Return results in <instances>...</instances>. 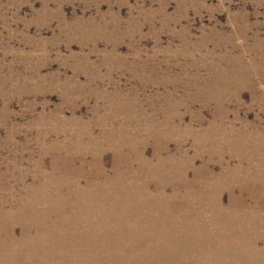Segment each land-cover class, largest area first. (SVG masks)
<instances>
[{
  "label": "rangeland",
  "instance_id": "obj_1",
  "mask_svg": "<svg viewBox=\"0 0 264 264\" xmlns=\"http://www.w3.org/2000/svg\"><path fill=\"white\" fill-rule=\"evenodd\" d=\"M100 188L101 264H264V0H0L1 222Z\"/></svg>",
  "mask_w": 264,
  "mask_h": 264
},
{
  "label": "bare ground",
  "instance_id": "obj_2",
  "mask_svg": "<svg viewBox=\"0 0 264 264\" xmlns=\"http://www.w3.org/2000/svg\"><path fill=\"white\" fill-rule=\"evenodd\" d=\"M75 198V200H70L69 198L60 199L56 196L47 199L44 198L45 203L50 204L49 206L41 209L35 208L23 210L22 213L33 215L31 217H11L9 222H12H10L9 224H7L6 222H1L2 218H0V232H4L7 234V236L13 238V242H10L11 250L6 246L4 240L0 241V264H29L27 259L24 258V254L30 252V250H34V252H40L42 254L41 258H43V264H101L100 258L104 262H107L110 259H106V256L108 255H111V257L114 256L110 261H116V255L108 253L106 249H108L109 247L108 234L109 232L114 230L113 227H110L109 225H119L121 223L114 222V220L116 219L109 214L115 208H118L119 205H108L106 202V193L101 188L86 192L84 194L80 192L76 193ZM113 198L115 202L120 201V203H127L128 205H130L128 209L124 210V213L130 214L133 219L135 218L134 209H131L134 206V203H128L127 200L123 199L122 195H116ZM28 204H30V202ZM73 206H75V208L71 210ZM78 211H81L83 214L79 215ZM50 220H57V222L59 223V227L52 228V226L49 224ZM81 220H87L86 226L96 231L100 230L96 228V225H104L105 229L103 230V236L94 237V231L93 233L92 231L89 232V230H79L77 223H79ZM13 224L17 225V229L11 226ZM7 225H9V227ZM76 228L78 231L87 232V234L76 232ZM32 230H34L35 235H31ZM168 234L172 236L171 246H174L179 240L177 228L172 229ZM7 236L5 235V237ZM243 236L244 235H242V237ZM181 242L182 241L179 240V244L177 245V247H182L183 243ZM232 242L234 243V240ZM249 245L251 244L249 243ZM251 247H253V244ZM89 250L94 252L92 253ZM52 254H55L57 258V260L53 263H51V261L47 259V257H51ZM71 257H73V261L70 260ZM156 262L154 260L152 261V263ZM236 262L237 261H234L232 258V264H235ZM131 263H133V261L127 262V264ZM148 263L150 262L148 261ZM33 264H35V262H33Z\"/></svg>",
  "mask_w": 264,
  "mask_h": 264
}]
</instances>
